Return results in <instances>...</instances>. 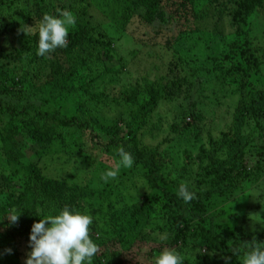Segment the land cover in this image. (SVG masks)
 <instances>
[{
  "label": "rangeland",
  "instance_id": "374dc122",
  "mask_svg": "<svg viewBox=\"0 0 264 264\" xmlns=\"http://www.w3.org/2000/svg\"><path fill=\"white\" fill-rule=\"evenodd\" d=\"M47 1L54 3V0H43V3L47 4ZM86 1L84 18L93 25V34L110 44L112 58L107 60L101 54L99 59L85 64L78 55V49H73L61 61L70 62L75 67L71 78H63L49 86H28L18 101L6 94L0 98L4 103H31L41 109L57 110L68 117L77 116L96 129L97 138L86 127H60L59 136L41 154L35 153L36 147L25 129H21L12 141L21 157L26 161H37L48 177L64 181L67 187L78 186L76 191L82 195L78 199L80 210H87L93 217L89 233L96 243L115 237L111 222L113 215L126 216L129 206L149 192L143 170L134 165L122 167L116 179L107 183L99 179L106 169L115 167L118 160L114 148L105 150L104 143L110 134L118 129L122 133L134 130L141 149H157L167 154L169 162L164 174L170 175V167L183 165L185 151L195 158L203 147L210 148L209 139L218 138L230 125L234 107L241 96L236 88L218 81L212 65L213 57L222 56L227 51L225 41L235 36L236 26L230 23L227 14L220 13V3H225L221 4V9L231 12L234 0H216L217 3L193 0L190 6L192 18L183 22L189 29L184 35L180 34V24L174 19L148 25L130 17L121 0ZM80 5L77 3L74 7ZM39 9L48 10L38 0H5L0 8V20H23L26 13ZM39 22L29 21L31 26L18 29L15 38L22 41L27 33L33 34ZM245 30L253 45L264 48L263 14H252L247 19ZM5 45L8 49L6 42ZM17 74L20 75L15 70L13 75ZM80 75L86 76L90 84V93L81 100L76 94L75 79H72ZM174 79L179 81H175V86L181 87L175 89L174 86L173 90L180 92L182 89L181 94L173 98L161 97L153 110L145 112L143 104L147 98L141 95L144 87L151 83L164 89V84H172ZM5 83L11 84L10 81ZM131 89L140 92L138 103H126L120 99V93H129ZM192 111L201 116L200 121L192 119ZM258 121L264 127V117H259ZM186 122L189 125H185ZM254 122L247 123L244 134L255 129ZM255 131L249 138L251 147L245 154L247 165H253L257 158L254 145L264 142L263 134L258 129ZM4 153L0 146V173L9 178V165ZM64 160L69 162L65 164ZM192 167L196 169L197 164L192 163ZM9 199L4 192L0 196V204H7ZM207 210L226 234L241 236L248 231L264 230V177L244 181L243 185L221 199L214 196ZM136 217L141 221V232L137 234L132 230L121 237L123 254L119 253L120 259L128 258L130 262L127 264H154L156 255L164 248L181 251L184 264H221L219 252L209 251L207 261L202 263L198 255L206 254L204 249L194 247V250H189L187 246L185 251L172 244L170 236H167L170 233L165 232L167 215L163 218L162 212L151 220L145 212ZM156 225L164 228L159 230ZM161 234H166V239L161 240ZM158 241L161 245L157 244ZM167 241L172 244L170 247ZM18 251L20 254L16 251L14 257L22 263L30 251L28 239L20 238ZM14 257L9 255V260L15 261ZM239 261L242 264L240 255ZM102 263L110 262L107 258Z\"/></svg>",
  "mask_w": 264,
  "mask_h": 264
},
{
  "label": "trees",
  "instance_id": "16d2710c",
  "mask_svg": "<svg viewBox=\"0 0 264 264\" xmlns=\"http://www.w3.org/2000/svg\"><path fill=\"white\" fill-rule=\"evenodd\" d=\"M4 1L0 0V8L4 5ZM38 1L48 10L28 12L23 20L7 18L5 21L0 20V96L6 94L16 97L18 101L22 98L23 89L28 86H49L52 82L71 78L76 70L75 67L70 62L61 61L73 49H78V55L85 64L99 59L101 54L107 60L112 58L110 44L95 36L93 25L84 18L86 0H54V3L47 1V4L43 3V0ZM121 2L130 17H136L143 23L148 25L166 23L174 19L178 25L180 24L178 28L181 35L189 32L183 22L192 18L190 6L193 0H121ZM77 3L81 5L74 7ZM212 3L217 1L212 0ZM221 4L225 3H220V13L230 17V23L236 26V33L225 41L227 51L222 56L212 58V65L215 67L213 68L218 81L236 88L241 96L234 107L230 125L218 138H210V148L203 147L195 158H191L185 151L183 165L180 168L170 167V175L164 174L169 162L167 154L160 153L157 149H141L134 130L129 129L127 133H122L118 129L110 134L108 141L104 143L105 150L114 148L117 154V150L122 147L131 153L133 165L143 170L144 183L149 192H146L141 200L129 206L126 216L113 215L111 222L115 237L105 242H96L98 251L92 258V264H104L102 261L107 258L109 264L130 262L128 258L120 259V254H123L121 237L132 230L137 231V234L141 232V229L139 230L141 221L136 216L143 212L150 220L160 212L163 218L167 215L168 227L165 232L170 233L167 235L170 236V242L178 248H184L185 251L187 246L189 250H194V247L204 249L206 254L198 255L202 263L207 261L209 251H216L219 252L218 259L221 260V264H225V257H230L229 264H241L239 255H233L232 250L238 246L244 249L245 245L253 240L264 242V230L248 231L241 236L226 234L224 228H220L219 223L207 210V205L212 203L214 196L221 199L243 185L244 181L259 180L264 177L262 175L264 142L254 145L257 158L253 165H247L245 156L251 147L249 138L256 132L255 129L264 136V127L258 121L259 117H264V73H262L264 48L253 45L245 30L247 19L252 14L257 12L264 15V0H234L231 12L221 9ZM76 10L77 13H74ZM64 11L70 12L75 19V24L69 29L66 37V47L57 48L41 57L36 55L38 29L33 34L27 33L22 41L15 38L18 29L31 26L29 21L41 20L45 13L55 16ZM5 42L8 44V49L4 47ZM15 70L20 75H13ZM72 79H75L76 94L81 100L90 93L89 79L81 75ZM181 79L185 82L184 77ZM5 81H10L11 84H6ZM175 81L176 79L172 84H164V89L151 83L144 87L141 95L147 98L146 104H143L145 112L153 110L159 98H173L174 95L181 94L182 89L180 92L173 90ZM176 83L179 81L177 80ZM179 87L181 85L175 86V89ZM139 94V91L131 89L129 93H120L119 97L126 103L134 104L139 102ZM190 115L194 121L201 120V116L193 111ZM252 120H255V129L244 134V128ZM185 125L189 123L186 122ZM70 126L86 127L96 138L99 135L94 133L96 129L88 121L82 122L77 116L68 117L57 110L41 109L31 103H4L0 98V146L5 151V161L9 165L10 175L8 178L0 173V196L6 192L7 198H10L7 204H0V219H2L0 220V264H24L16 260L14 252L19 253L21 237L28 239L33 222L45 215L58 214L65 205L81 209L78 199L82 195L80 191H76L78 186L67 187L64 181L48 177L37 161L23 159L18 148L12 144L19 131L25 129L36 147L35 153L41 154L59 136L57 134L60 127ZM64 162L66 164L69 161L64 160ZM192 163L197 164L196 169L192 167ZM182 182L196 194L195 199L188 203L177 195L178 187ZM10 210L19 214L14 224H10L6 219ZM156 226L159 230L164 228L162 225ZM169 230L175 232H168ZM137 238L139 239V235ZM159 241L157 244L161 245ZM170 242H166L170 244L168 247L172 245ZM9 255L13 256L15 261L9 260Z\"/></svg>",
  "mask_w": 264,
  "mask_h": 264
},
{
  "label": "clouds",
  "instance_id": "9594fccd",
  "mask_svg": "<svg viewBox=\"0 0 264 264\" xmlns=\"http://www.w3.org/2000/svg\"><path fill=\"white\" fill-rule=\"evenodd\" d=\"M74 24L75 19L70 12L64 11L55 16L45 13L38 25L36 55L43 57L57 48L66 47V37ZM117 156L115 167L106 169L100 175L102 182L116 179L122 167H132L131 153L121 147L117 150ZM177 195L185 203L196 196L183 182L178 187ZM18 216L14 210H10L6 219L14 224ZM92 222L93 217L87 210L68 205L63 206L58 214L45 215L33 222L28 236L30 251L24 264H92V258L98 251V245L89 233ZM159 238L166 239V234H161ZM232 254H242V264H264V242L253 240L244 249L236 247ZM184 259L177 250L164 248L156 255L154 264H184ZM229 260L230 257H225V264H229Z\"/></svg>",
  "mask_w": 264,
  "mask_h": 264
}]
</instances>
